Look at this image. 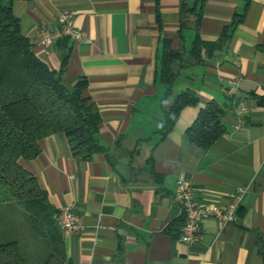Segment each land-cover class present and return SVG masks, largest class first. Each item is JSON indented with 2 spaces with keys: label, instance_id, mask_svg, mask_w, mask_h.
<instances>
[{
  "label": "crops",
  "instance_id": "1",
  "mask_svg": "<svg viewBox=\"0 0 264 264\" xmlns=\"http://www.w3.org/2000/svg\"><path fill=\"white\" fill-rule=\"evenodd\" d=\"M194 1L11 0L33 55L54 71L65 58L62 83L72 89L83 81L82 96L100 116L104 150L89 161L73 156L63 133L41 139L38 156L19 161L56 215L71 206L80 218V234L64 238L59 230L67 264H262L264 109L251 95L264 96V0H205L198 28L188 21L180 29L182 4ZM63 11L82 39L40 47L38 29L54 30ZM196 29L206 43L227 33L215 49L201 50L199 62L190 57ZM165 47L183 51L170 95L160 80ZM185 89L198 103L184 107L162 138L163 106ZM211 102L223 110L225 133L202 152L186 130ZM179 176L190 179L199 205L225 207L246 188L237 222L205 219L199 241L182 243L173 203Z\"/></svg>",
  "mask_w": 264,
  "mask_h": 264
},
{
  "label": "trees",
  "instance_id": "2",
  "mask_svg": "<svg viewBox=\"0 0 264 264\" xmlns=\"http://www.w3.org/2000/svg\"><path fill=\"white\" fill-rule=\"evenodd\" d=\"M204 2L182 4L180 29L188 21L198 28ZM239 21L236 18L231 26ZM225 37L227 33L216 43H206L196 29L190 57L199 62L202 49H215ZM30 47L12 13L11 0H0V264H67L56 211L38 180L19 161L36 158L38 142L55 133L68 138L74 157L89 161L94 153L104 150L97 140L100 116L96 106L82 96L83 81L72 89L62 83L65 58L59 71H54L36 58ZM182 54L164 48L160 80L167 87L166 95L178 78L175 64L181 68ZM251 97L264 109V96ZM197 103L194 91L185 89L164 104L161 137L184 107ZM222 114L216 103H208L186 130L188 142L207 151L225 133ZM256 248L264 264V240L259 236Z\"/></svg>",
  "mask_w": 264,
  "mask_h": 264
},
{
  "label": "built area",
  "instance_id": "3",
  "mask_svg": "<svg viewBox=\"0 0 264 264\" xmlns=\"http://www.w3.org/2000/svg\"><path fill=\"white\" fill-rule=\"evenodd\" d=\"M37 32V44L44 49H49L60 40L78 42L82 39V32L75 27L73 15L68 11L60 12L57 15L54 30L40 27ZM245 112L246 109L240 106L237 113L240 121H243ZM246 191V188H240L225 207L199 205L196 201V191L190 179L179 176L175 182L173 203L178 214L183 217L179 235L180 241L185 245L197 243L201 236V222L205 219L212 218L221 225L235 224L237 222V212ZM56 221L64 238L82 232L83 226L80 218L71 206L63 207L56 215Z\"/></svg>",
  "mask_w": 264,
  "mask_h": 264
}]
</instances>
